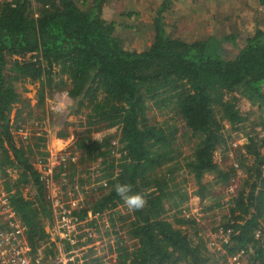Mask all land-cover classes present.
I'll return each mask as SVG.
<instances>
[{"label":"trees","instance_id":"1","mask_svg":"<svg viewBox=\"0 0 264 264\" xmlns=\"http://www.w3.org/2000/svg\"><path fill=\"white\" fill-rule=\"evenodd\" d=\"M106 1L0 0V173L9 204L25 226L32 257L43 261L56 255L58 245L46 232L45 185L33 165L34 150L44 145L45 135L32 137L36 143L31 144L16 140L11 130L18 121L11 113L16 106L32 109L15 82L37 83L36 108L44 105L46 89L63 84L70 107L80 113L84 106L87 112L72 144L76 161L56 167L54 176H66L81 189L92 175L98 177L89 184H105L95 196L86 193L84 207L72 212L75 220L107 217L110 227L96 231L113 245L115 264H206V247L220 252L197 236L204 230L198 231L194 217L182 209L188 196L181 184L184 176L192 177L201 186L196 195L202 200L212 184L202 185L205 175H214V185L234 175L221 168L217 154L230 133L246 129L244 101L264 110V31L228 33L221 24L229 18L219 13L213 16L219 28L187 41L167 31L163 13L171 0H163L149 27L150 45L137 51L126 48L116 31L134 29L140 13H121L130 26L107 20ZM59 72L66 81L56 80ZM150 101L162 121L149 124ZM92 133L102 137L95 139ZM258 138L249 137L242 148L252 165L243 167L244 179L228 201L229 214L210 234L221 230L231 243L228 253L249 250L253 264H264V240L254 237L264 229V138ZM118 183L142 194L144 207L129 209L114 190ZM189 229L198 231V243ZM90 244L89 239L65 243V253L83 245L90 252Z\"/></svg>","mask_w":264,"mask_h":264},{"label":"rangeland","instance_id":"2","mask_svg":"<svg viewBox=\"0 0 264 264\" xmlns=\"http://www.w3.org/2000/svg\"><path fill=\"white\" fill-rule=\"evenodd\" d=\"M163 0H107L104 4L103 16L107 20H116L119 24L132 25L131 20L121 17L122 12H128L129 10H138L140 17L136 19L133 24L134 29H124L123 27L118 28L116 35L123 40V44L126 48L134 49L137 51L144 50L145 47L150 45L151 27L153 17L155 16L156 9L159 8ZM223 13L229 20L222 22V26H225L226 32L232 33L233 30L243 31L248 30L254 32L257 29L264 31V5L260 4L259 0H171L169 7L163 13L164 24L167 26V31L172 36L181 37L187 41L202 39L205 34L209 33L216 26V22L213 16L216 14ZM217 20V19H216ZM200 22V23H198ZM199 24V28H197ZM229 29V30H228ZM228 30V31H227ZM221 32V30H220ZM57 81L60 79L63 82L67 80L65 74L60 72L56 75ZM16 90L24 98L23 100L27 103L31 110L27 108L20 109L21 106H16L12 113L11 119L17 122V125H13L12 134L15 139H22L23 136H27L25 139L29 143L36 141L32 137L39 135H45L44 145L41 144L39 150L35 149L33 158L50 161L54 166L58 164L59 158L65 153H73L77 155V152L72 146L75 138L81 131L84 125H81L82 121H85L83 113L87 110L80 108L79 112L76 113V108L71 105V99L67 96L65 104L67 105L61 110H54V104L62 98V94H65L63 90V84H57L56 87H51L45 90L46 98L45 103L41 107H35L37 101V83L27 84L23 82H15ZM264 92V87H263ZM82 104L85 105L83 102ZM153 101L148 103L147 118L149 124L160 122L164 118L162 113L157 109L153 108ZM243 114L248 117L246 122V129L239 130L238 132L230 133L229 139L225 146L222 147L221 152L217 154L218 163L221 168L226 171L233 170L234 175L231 176L229 181L225 184L214 185L213 176L205 175L202 180V185L206 183H212L209 186L208 191L203 193L206 194L204 199H200L196 194L201 190L192 177L184 176V183L181 187L185 190L188 196V201L183 205L182 209H186L188 216H193L198 225L195 229H189L188 234L192 238L194 243H198L194 233L198 232L197 236L202 241H207L209 235H211L212 229L218 226L219 222H224L222 217L226 218L229 214L228 201L230 198L236 195V192L244 179L243 167H249L252 165L253 159L250 158L247 153L242 149L246 144L249 137L258 138L259 141L264 138V110L259 111L255 105L248 102L241 104ZM16 112H22L21 115H16ZM16 115V117H15ZM15 122V123H16ZM14 123V124H15ZM19 125V126H18ZM180 129V125H178ZM18 128V129H17ZM230 127L225 124V129L228 134ZM93 134V133H92ZM95 139L101 138V133H94L92 135ZM40 144V143H38ZM56 145V146H55ZM239 150V152H236ZM38 152H45L48 155H41ZM264 154V151H263ZM46 158V159H45ZM56 172L54 175L56 176ZM69 172V169L64 171ZM84 179V175H81ZM13 180L16 179V175H13ZM95 177L92 175V179H88V183H84L85 187L90 186ZM23 194L27 193V189L21 187ZM95 189H91V194ZM202 194V193H201ZM94 195V196H95ZM90 196V195H89ZM181 209V208H180ZM122 211H125L121 209ZM264 227V224H263ZM48 228H46L47 231ZM200 229V230H199ZM104 240L106 236H103ZM98 242V241H97ZM128 246H133L130 240L127 241ZM200 244V243H199ZM92 247V246H91ZM230 246H227L223 251V257H230L228 253ZM65 249V245H62ZM88 248V247H86ZM208 253L205 255L208 257L206 264H222V259L212 252L208 247ZM228 248V249H227ZM237 252V251H235ZM232 253V255L235 254ZM253 258L250 251L245 253V264H253Z\"/></svg>","mask_w":264,"mask_h":264},{"label":"built area","instance_id":"3","mask_svg":"<svg viewBox=\"0 0 264 264\" xmlns=\"http://www.w3.org/2000/svg\"><path fill=\"white\" fill-rule=\"evenodd\" d=\"M22 138L25 140L27 136ZM75 156L77 155L73 153H64L55 166L43 158H35L33 161L46 190L45 200L50 214L46 232L48 238L58 245V253L53 257L48 256L43 261L41 256L35 259L30 254L25 226L9 204L8 193L4 190L0 173V225H2L0 230V264H115L116 255L113 245L107 243V239L101 240L103 233L96 231L98 228L100 232H104L110 227L107 217L95 215L86 220L77 221L72 216L74 210L84 207L86 193L90 195L93 188L96 193L98 187H103L105 184L102 181L97 184L93 183L84 187L83 190L77 184H71L66 176L60 178L54 176L56 167H65L69 164L67 162H75L77 159ZM93 176L98 177V175ZM89 223L94 226H89ZM254 237L264 240V229L256 231ZM88 239L92 246L90 252H87L88 248L85 245L70 254H66L65 249L62 248L65 243L73 245L78 241L86 242ZM208 239L209 246L215 247L220 252L217 255L222 259V264H245L246 252L243 250L235 252L234 255L231 254L230 257H223L222 251L231 243L229 237L224 236L221 230L209 235ZM71 254L74 255L70 256Z\"/></svg>","mask_w":264,"mask_h":264},{"label":"clouds","instance_id":"4","mask_svg":"<svg viewBox=\"0 0 264 264\" xmlns=\"http://www.w3.org/2000/svg\"><path fill=\"white\" fill-rule=\"evenodd\" d=\"M67 98V94H62V98L59 101H56L54 104V110H61L67 105L65 104V100ZM114 190L118 196L122 198L126 206L131 210H139L144 207L146 200L144 196L140 193H134L131 190V186L128 184H116L114 186Z\"/></svg>","mask_w":264,"mask_h":264},{"label":"crops","instance_id":"5","mask_svg":"<svg viewBox=\"0 0 264 264\" xmlns=\"http://www.w3.org/2000/svg\"><path fill=\"white\" fill-rule=\"evenodd\" d=\"M56 146V145H55Z\"/></svg>","mask_w":264,"mask_h":264}]
</instances>
